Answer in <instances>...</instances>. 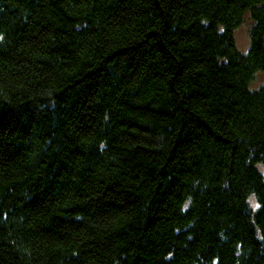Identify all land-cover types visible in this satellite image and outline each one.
Listing matches in <instances>:
<instances>
[{"label": "trees", "instance_id": "trees-1", "mask_svg": "<svg viewBox=\"0 0 264 264\" xmlns=\"http://www.w3.org/2000/svg\"><path fill=\"white\" fill-rule=\"evenodd\" d=\"M259 71L264 0H0V264H264Z\"/></svg>", "mask_w": 264, "mask_h": 264}, {"label": "rangeland", "instance_id": "rangeland-1", "mask_svg": "<svg viewBox=\"0 0 264 264\" xmlns=\"http://www.w3.org/2000/svg\"><path fill=\"white\" fill-rule=\"evenodd\" d=\"M252 26V21L245 17L242 23L235 30V41L238 49L242 52L248 50L250 46V28ZM264 82V73L257 72L255 79L251 82V87L256 88ZM251 201L256 205V200L254 197H251Z\"/></svg>", "mask_w": 264, "mask_h": 264}]
</instances>
